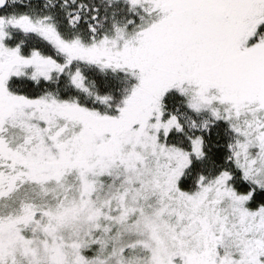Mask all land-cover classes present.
<instances>
[{
    "label": "snow or ice",
    "instance_id": "1",
    "mask_svg": "<svg viewBox=\"0 0 264 264\" xmlns=\"http://www.w3.org/2000/svg\"><path fill=\"white\" fill-rule=\"evenodd\" d=\"M0 264H264V0H0Z\"/></svg>",
    "mask_w": 264,
    "mask_h": 264
}]
</instances>
